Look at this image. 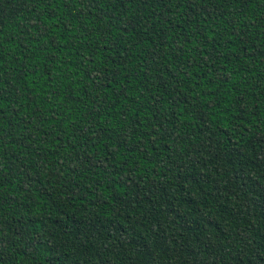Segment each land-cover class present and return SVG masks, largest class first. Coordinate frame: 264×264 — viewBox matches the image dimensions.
I'll list each match as a JSON object with an SVG mask.
<instances>
[{"label":"trees","instance_id":"obj_1","mask_svg":"<svg viewBox=\"0 0 264 264\" xmlns=\"http://www.w3.org/2000/svg\"><path fill=\"white\" fill-rule=\"evenodd\" d=\"M0 264H264V0H0Z\"/></svg>","mask_w":264,"mask_h":264}]
</instances>
